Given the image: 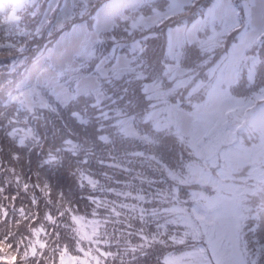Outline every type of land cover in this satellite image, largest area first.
Here are the masks:
<instances>
[{
    "label": "rangeland",
    "instance_id": "obj_1",
    "mask_svg": "<svg viewBox=\"0 0 264 264\" xmlns=\"http://www.w3.org/2000/svg\"><path fill=\"white\" fill-rule=\"evenodd\" d=\"M117 1H119V0H113L112 3H109L108 8H112L115 5V3H117ZM175 1H177V0H175ZM185 1H187V0H179V2L177 3L176 8L179 6L180 3L185 2ZM226 1L227 0H217L216 1L217 4L214 7L212 6L210 8V11L206 13L205 17H206V22L208 24H210L211 22L214 21V17L213 16L218 18V13L221 12V11H227V15L224 17L225 25H224L223 30L231 27L232 24L236 23L235 20L233 19V11H232V9H230L228 7V5L226 4ZM245 6H246V8L248 7L247 8V10H248L247 13H248L249 19H250V29L249 28L248 29H244L243 33H241V35H243V36L241 38L238 37L236 39V42H238V41L239 42L232 49L233 50V56L230 54L228 57H226L224 59V63L227 64V66L229 68H232V66H231L232 63L231 62H232L233 58L239 53V50L244 45V43L247 42V39L250 38V41H251L252 40L251 37L254 35V33H257V31L260 28L264 27V0H247V3L245 4ZM0 8L3 9V10H0V29H2V28L5 27V25H8L7 21H8V16H9V8H7L5 6V0H0ZM171 11H172V9H171ZM247 13H246V16H247ZM172 32L176 34V37L173 39V42L170 43V44H174L175 45V43L179 41V40H177L178 35L180 34L182 36V33H180V29L172 31ZM184 35L186 36V38L188 40L192 39L194 37L192 32H190V31L189 32H185ZM170 44H167L165 53L168 51V48H169ZM66 48L69 51L72 50V49H69L68 47H66ZM170 53H171V55L176 56V55H174V50L173 49L170 50ZM168 72H170L172 77L178 76L180 74L179 69L176 66H174L173 64L169 65ZM227 72H229V71L227 70ZM227 72H225V70L222 68L221 65H216V66L212 67V69H210L207 72V74L209 76H213L214 75L219 80L224 81V79L228 80V78H229V75L227 74ZM85 81H87V80H84V82ZM222 90H224V91H221L218 88L215 89L214 92H213L214 96L222 98V99L229 98L228 93H227V89L224 88ZM209 96H210V99L212 100V107L214 108V106H216L215 105V101L213 102L214 97L211 96V95H209ZM229 102L230 101L228 99L226 101V103H225V106H228ZM223 105H224V102L218 103V106H223ZM225 106H224V108H225ZM212 109H211V107L208 104L204 103L203 105H196L194 113L208 112V111H210ZM191 111L193 112V108H192ZM261 112H262L261 110H258L255 116H257V117L260 116ZM192 116L193 115H186V119H185L184 116H182L179 119V123L175 124V129L177 130V133H176L177 136L186 134L187 127H188V124H189V120H191L190 118ZM254 166H256V165H254ZM247 170H248V168H247ZM218 212L221 213V215L225 218V220H230V218H232V215H230V216L229 215H225V212H226L225 207L222 208L221 204H219ZM228 214H229V211H228ZM215 232H216L217 235L224 237V239L225 238L228 239V240L230 239V236H227L223 232H217V231H215ZM215 232H213L211 234V236L214 237V239L216 241L217 237H216ZM233 243H237V242L233 241Z\"/></svg>",
    "mask_w": 264,
    "mask_h": 264
},
{
    "label": "bare ground",
    "instance_id": "obj_2",
    "mask_svg": "<svg viewBox=\"0 0 264 264\" xmlns=\"http://www.w3.org/2000/svg\"><path fill=\"white\" fill-rule=\"evenodd\" d=\"M226 4L228 5V7L230 9H232V11H234V9L232 7H230V2H226ZM227 15V11H221L218 13V18H215L216 22H220L221 19H223L225 16ZM215 102L216 105H218V103L223 102L222 98L219 97H215ZM174 181H177V179H174ZM183 206V211L185 212V214L187 213L189 216H193V217H201V218H207L210 217L209 215V210L207 209L206 206L204 205H197V206ZM202 228H207L206 227H202Z\"/></svg>",
    "mask_w": 264,
    "mask_h": 264
},
{
    "label": "trees",
    "instance_id": "obj_3",
    "mask_svg": "<svg viewBox=\"0 0 264 264\" xmlns=\"http://www.w3.org/2000/svg\"><path fill=\"white\" fill-rule=\"evenodd\" d=\"M259 73V75H260V85H259V87H262V86H264V70H262V71H260V72H258ZM264 94V93H263ZM251 100H253V98L251 99ZM249 115V114H248ZM57 129H59V131H64V128H63V126L61 125V126H57ZM157 181H159V180H157ZM165 180H163V182H164ZM166 182V181H165ZM162 184L163 183H161V185L160 186H162ZM159 224H160V221H159V218H157V221L155 222V226H159ZM160 227V226H159ZM256 235V237L260 240V242L262 243V244H264V236H262V235H258V234H255ZM164 242H165V244H170V239H168L167 237H165L164 238Z\"/></svg>",
    "mask_w": 264,
    "mask_h": 264
}]
</instances>
